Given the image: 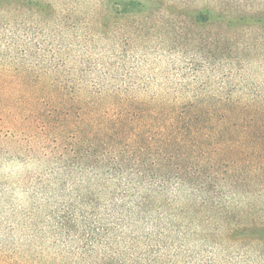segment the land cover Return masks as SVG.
<instances>
[{
  "label": "trees",
  "instance_id": "1",
  "mask_svg": "<svg viewBox=\"0 0 264 264\" xmlns=\"http://www.w3.org/2000/svg\"><path fill=\"white\" fill-rule=\"evenodd\" d=\"M117 5L122 17L142 14L146 24H137V30L152 17H171L162 0H118ZM227 11L214 14L220 19ZM240 11L232 13L237 22H264V11ZM190 12L196 23L212 16L208 9ZM57 29L70 30L73 39L42 49L48 72L57 77L46 80L26 67L17 71L19 78L0 84V100L14 120L34 123L45 136L61 139L63 173L74 186L84 183V193L78 188L74 202L49 216V233L62 251L68 250L75 264H196L201 253H192V247L199 226L203 242L210 235L232 237L239 231L264 238V223L242 215L237 200L243 187L264 192V162L240 158L251 151L258 159L264 156V139L246 141L263 126V111L250 113L232 97L198 96L184 104L109 97L100 100L111 107L96 109L83 102L95 93L106 95L100 84L94 85L98 91L85 90V76L95 72V65L80 57L65 70L60 56L64 45L69 51L71 45L81 47L80 22L62 19ZM225 137L232 139L221 141Z\"/></svg>",
  "mask_w": 264,
  "mask_h": 264
},
{
  "label": "rangeland",
  "instance_id": "2",
  "mask_svg": "<svg viewBox=\"0 0 264 264\" xmlns=\"http://www.w3.org/2000/svg\"><path fill=\"white\" fill-rule=\"evenodd\" d=\"M117 1L0 0V84L19 78L17 71L26 67L40 78H56L48 72L50 64L45 63L48 58L42 49L73 41L70 30L57 29L62 19H69L80 22L81 47L71 45L69 51L64 45L60 56L65 70L80 57L95 65V72L85 76V90L98 91L94 85L100 84L106 95L99 98L95 93L83 102L96 109L111 107L100 100L109 97L184 104L198 96L240 99L250 113H264V22H237L232 14L238 9L243 15L264 11V0H162L171 17H152L138 30L137 24H146L142 14L122 17ZM193 9L212 11L211 19L194 22ZM222 10L230 12L219 19L214 13ZM10 41L13 46L7 48ZM33 125L14 120L0 100V264H75L71 253L63 252L51 237L49 216L74 202L78 188L84 193V183L74 186L63 173L61 139L45 136ZM233 136L240 133L234 131ZM248 136L250 145L263 140L264 124ZM249 154L240 158L264 162V156ZM238 190L243 194L237 199L241 214L264 223L262 189L251 185ZM250 204L253 212H248ZM197 234L192 253L201 254L196 264H264L260 235L239 231L232 237L210 235L203 242L201 226Z\"/></svg>",
  "mask_w": 264,
  "mask_h": 264
}]
</instances>
